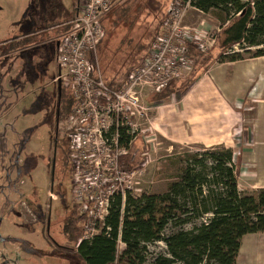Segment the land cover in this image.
<instances>
[{"label": "rangeland", "instance_id": "rangeland-1", "mask_svg": "<svg viewBox=\"0 0 264 264\" xmlns=\"http://www.w3.org/2000/svg\"><path fill=\"white\" fill-rule=\"evenodd\" d=\"M171 1L119 0L104 20L106 35L97 54L96 63L105 78L116 75L124 80L123 73L131 65L149 56ZM38 3L43 6L41 0ZM75 3L76 0H62L67 13L48 22L51 13L47 11L44 21L38 13L39 6L34 7L32 0H0V42L15 36L22 38L14 58L6 66H0V75L8 72L6 79H2L3 93H0V264H85L77 253L76 242L68 240L62 231L73 209L71 162L66 161L67 172L58 169L52 180V122L35 105L42 86L52 93L59 71L55 37L61 33L55 25L68 18ZM193 8L187 10L183 20L189 41L195 35L208 40L210 35L206 34L220 29L219 21L215 15L204 16ZM210 50L204 57L210 58L222 51L220 47ZM196 62L191 73L171 82L168 90L157 93L148 86L143 89L141 104L145 115L138 112L129 115L135 136L128 147V158L120 153L117 164L110 166L119 189L127 188L117 177L130 174L128 190L134 195L161 193L177 176V167L187 152L210 148L208 142L193 143L187 138L189 126L196 124L191 121L201 114L189 109L186 96L195 87L194 82L202 78V70L215 63L213 59L199 61L197 65ZM229 69H239L241 77L247 71L252 83L240 94L242 101L236 108L232 107V114L229 116L226 110L214 112L211 119L215 121L211 124L214 126L219 119H224L223 125L233 126V135L232 129L225 134L228 145L225 146H230L235 154L239 189L253 193L264 188V57L249 58L244 65L236 64ZM120 84L121 81L116 89ZM63 96L70 111L73 107H85L84 98H76L72 89L63 87ZM53 98L55 102V95ZM105 102L101 104L102 109L108 106ZM104 117L109 124L110 119ZM230 117L234 119L233 124ZM70 125L65 121L64 130L68 132ZM67 151L66 159L69 148ZM112 151L118 153L123 148H112ZM61 165H64L63 159L58 164ZM81 165L94 167L95 163L83 161ZM125 169L128 173H124ZM121 248L124 244H120ZM148 249L158 253L165 246L159 242ZM238 261L239 264H264V233L246 236Z\"/></svg>", "mask_w": 264, "mask_h": 264}, {"label": "trees", "instance_id": "trees-1", "mask_svg": "<svg viewBox=\"0 0 264 264\" xmlns=\"http://www.w3.org/2000/svg\"><path fill=\"white\" fill-rule=\"evenodd\" d=\"M181 1L219 21L213 47L222 51L207 58L210 49L204 52L190 45L196 65L209 59L236 62L264 56V0ZM41 2L43 6L32 0V5L39 6L44 21L47 11L51 13L48 22L67 13L62 0ZM167 16L168 12L160 29ZM135 65L123 73L125 78ZM111 78L114 85L124 82L116 75ZM66 110L69 113L68 104ZM180 161L178 174L165 191L139 196L128 191L124 206L122 196L117 195L106 218L110 230L105 226L80 243L85 216L73 204L62 231L76 242L85 264H239L244 236L264 233V188L253 193L239 189L234 151L224 145L187 152ZM159 242L165 246L161 252L148 249Z\"/></svg>", "mask_w": 264, "mask_h": 264}, {"label": "built area", "instance_id": "built-area-1", "mask_svg": "<svg viewBox=\"0 0 264 264\" xmlns=\"http://www.w3.org/2000/svg\"><path fill=\"white\" fill-rule=\"evenodd\" d=\"M118 2L77 0L74 14L64 21L63 31L57 37V77L64 87L72 89L76 98L83 97L85 105L84 108L73 107L67 118L71 124L69 132L78 128L70 133L69 163L72 203L77 205L80 215L85 216L82 224L85 233L79 243L92 239L106 226L115 197L121 195L124 206L126 194L131 188L130 174L117 177V180L126 183L127 188L119 189L111 173L110 166L117 164L120 153L128 158V147L135 136L130 122L123 132L114 122V115L124 113L129 121L130 114L138 112L145 115V107L141 104L143 89L148 86L159 93L170 88L171 82L185 78L194 69L195 59L190 53V45L205 52L216 43L215 31L212 30L206 34L210 35L208 40L205 36H201L202 39L200 35H195L189 41L183 20L192 6L189 2L172 0L149 56L135 65L116 89L117 84L114 85L111 77L105 78L96 62L98 47L106 35L104 20ZM104 100L108 106L102 109ZM104 115L110 119L109 124ZM119 147L123 151H112V148ZM83 161L94 162L95 165L83 167ZM126 170L124 173H128ZM106 227L109 231L110 227ZM118 241L123 245L121 234Z\"/></svg>", "mask_w": 264, "mask_h": 264}, {"label": "crops", "instance_id": "crops-1", "mask_svg": "<svg viewBox=\"0 0 264 264\" xmlns=\"http://www.w3.org/2000/svg\"><path fill=\"white\" fill-rule=\"evenodd\" d=\"M196 11H198L200 14H203L204 16L209 15L197 9ZM73 14L74 11L71 12L67 19H69ZM259 58L261 57H256V59ZM246 62H249V58L236 62L216 61L214 64L210 65L208 69L202 70V78L197 82H194L195 87L186 96L189 109L192 112H200L201 114L198 115V119L194 118L192 121L189 119V121L196 123L195 125H191L188 128L187 138L189 142H208V147L226 145L225 134H228L232 129L231 134L233 135V126L231 127L230 125L227 127L226 125H223L225 123L224 119H219L217 124L212 126L211 122L213 123L215 119H211V114L218 111L224 112V110H226L230 116L234 111L232 107L236 108V105L239 103V101H242L240 94L243 92V90L245 92L246 89L251 85L252 79L250 78V75L247 71H245L243 73L244 76L241 77L239 74V69L229 68L230 66L233 67L236 64L244 65ZM233 121L234 119L231 118V124H233ZM246 236L243 238V243Z\"/></svg>", "mask_w": 264, "mask_h": 264}, {"label": "flooded vegetation", "instance_id": "flooded-vegetation-1", "mask_svg": "<svg viewBox=\"0 0 264 264\" xmlns=\"http://www.w3.org/2000/svg\"><path fill=\"white\" fill-rule=\"evenodd\" d=\"M75 6H76V3H75ZM75 6H74V10H75ZM63 23L64 21L60 23L59 25H55L56 26L55 28H59L60 31L62 32ZM58 36L55 37L56 38L55 41L57 42L56 44H58V40H57ZM21 39L22 38L15 36L14 38L12 37V38H9V39H6L0 42V66L1 64H4L6 66L8 64V60L14 58L13 56L14 53L20 50V48H18V45ZM7 74L8 72L4 75L3 74L0 75V93H3L2 91L3 88L1 85L2 79H6ZM47 84L52 85L50 81H48ZM63 87L64 86H63L62 81L56 76V78H54V85H53L52 93L48 92L45 86H42V88H40L37 92V97H36V102H35V105L38 108L42 109L46 113V117L49 118L52 122V131H51L52 152H53L51 156L52 180H54V176L55 174H57L58 169L61 168L62 170L65 169L66 172L68 171L66 167V161L69 162V157L68 159H66V153L68 152L67 148H69V145H70V133H74L75 130L78 129V128H74L70 132L69 131L67 132L66 130H64L63 126H64L65 121H67V115L69 116L71 115L72 109L70 111V114H67L66 102H65V99H63ZM53 94L56 97L55 102H54ZM127 118L128 117L124 113H119L117 115H114L113 117L114 122H117V126L119 127V129L121 128L123 132H125V129L128 127L129 122H130ZM30 156H33V155H30ZM61 159H63L64 165H61L59 167L58 164L59 165L61 164ZM42 213H44V211ZM50 221H51V215L49 213L48 214V230L50 228Z\"/></svg>", "mask_w": 264, "mask_h": 264}, {"label": "water", "instance_id": "water-1", "mask_svg": "<svg viewBox=\"0 0 264 264\" xmlns=\"http://www.w3.org/2000/svg\"><path fill=\"white\" fill-rule=\"evenodd\" d=\"M61 80V79H60Z\"/></svg>", "mask_w": 264, "mask_h": 264}]
</instances>
